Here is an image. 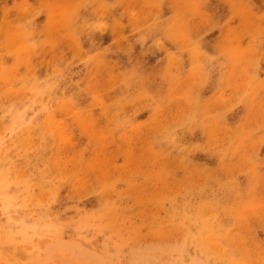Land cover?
Masks as SVG:
<instances>
[{
  "label": "rangeland",
  "instance_id": "374dc122",
  "mask_svg": "<svg viewBox=\"0 0 264 264\" xmlns=\"http://www.w3.org/2000/svg\"><path fill=\"white\" fill-rule=\"evenodd\" d=\"M0 264H264V0H0Z\"/></svg>",
  "mask_w": 264,
  "mask_h": 264
}]
</instances>
